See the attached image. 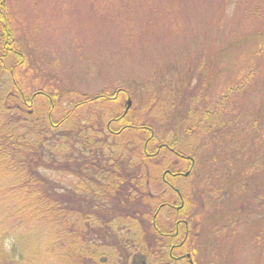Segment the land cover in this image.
I'll use <instances>...</instances> for the list:
<instances>
[{
	"label": "trees",
	"instance_id": "obj_1",
	"mask_svg": "<svg viewBox=\"0 0 264 264\" xmlns=\"http://www.w3.org/2000/svg\"><path fill=\"white\" fill-rule=\"evenodd\" d=\"M256 35L254 38L246 32L239 34L235 42L220 47L219 54L229 58L228 47L231 46L240 52L244 47L245 54L248 45L253 43L256 45L254 54L264 58V29ZM214 53V59L207 60L205 67L215 65L217 56ZM25 58L15 36L7 1L0 0V197H5V200L0 198V236L3 233L1 217L8 211L11 220L20 226L16 227L19 232L16 237L23 243L18 248L15 240L11 252H8L5 239L11 237V233L2 236L0 264H134L132 258L137 254L146 255L147 264H154L156 257L165 258L164 247L169 241L162 238L153 225L158 221L162 225L159 229L169 233L174 229L177 216L188 220L192 242L199 241L205 253L214 258V264H223L221 260L228 264L233 247L226 242L223 247L217 246L218 242L212 237L217 235L220 238L224 230L239 229L240 212L248 218L244 221L246 227L254 218L245 216L248 211L252 216L262 209L255 217L264 216V142L262 145L252 144L258 128L264 126V99L260 98L254 106H244V122L240 130L233 129L226 134L224 126L217 129L205 144L200 141L206 139V131L196 135L197 141L188 146L194 156L184 155L195 160L192 178L201 175L202 171L206 183L200 187L199 176L188 181L182 189L185 206L176 215L171 205L180 202L178 196L172 202L174 194L169 192L162 178L155 177L156 183L152 181L151 167L162 174L166 163H173L176 159L165 145L181 149L188 141L182 138L177 144L178 133H173V142L169 141L168 136L156 133L152 125L133 116L131 109L110 120L105 128L103 117L107 113L102 114L98 109L96 113L100 115L97 118L91 116L90 120L79 117L83 113L72 115L74 109H64V117L55 119L52 110L59 96L47 89L37 91L34 83L27 82L26 77L19 74L26 67ZM253 67L256 71V65ZM254 75L257 82L249 85L250 78H247L244 87L264 95V72L259 70ZM119 93L127 97L125 90L120 89ZM119 93L88 99L75 109L107 102L117 105L120 113V101L117 100L123 96ZM36 94L45 97L42 107H37L33 97ZM40 108L43 110L39 111ZM202 108L208 109L207 104L201 102ZM223 112L229 116L234 110L227 103ZM210 118L203 117L199 123ZM110 122L122 124L115 132L124 137L119 144L115 141L119 137L110 138L109 132L114 131ZM131 132V137H127ZM209 133L212 134L210 128ZM216 134L225 135V140L219 142V149H224L225 153L228 146L239 143L244 149V161L224 162L227 156L237 153L235 150L231 155L223 154L221 160L224 161L207 171L205 157L217 152L216 144L211 143L216 140ZM201 150L204 151L202 162ZM158 157L161 161H154ZM42 169L74 176L79 179V184L63 188L57 184L59 182L45 178ZM151 182L156 185L154 191L149 189ZM199 189H203L201 194L209 198L207 201L199 199ZM12 200L14 204H11ZM226 210L229 215L227 224L224 218L217 217ZM221 222L224 228L219 229ZM243 237L241 233L239 238L243 240ZM156 252L161 255L154 254Z\"/></svg>",
	"mask_w": 264,
	"mask_h": 264
},
{
	"label": "rangeland",
	"instance_id": "obj_2",
	"mask_svg": "<svg viewBox=\"0 0 264 264\" xmlns=\"http://www.w3.org/2000/svg\"><path fill=\"white\" fill-rule=\"evenodd\" d=\"M6 1L15 36L26 57V67L19 74H23L27 82L34 83L32 85L37 91L47 89L52 94L57 92L59 98L52 110L55 119L64 117V109H74L72 115L83 113L79 117L90 120L91 116L98 117V109L102 114L107 113L106 117L101 115L105 128L110 120L126 109L127 100L131 98L133 116L152 125L156 133L168 136L169 141L173 142V133H178L177 144L182 138L188 141L179 151L194 156L188 146L197 141L198 133L206 131V139L200 141L205 144L217 129L224 126L226 134L233 129L240 130L244 122V106H254L260 98L264 99L258 90L253 93L248 86L244 87L247 78H250L249 85L257 82L254 72H264V58H258L253 52L256 45H248L245 54L244 47L241 52L235 46L228 47L229 58L219 54V48L235 42L239 34L246 32V35L255 38L256 33L264 29V0ZM209 51L211 54H208ZM214 51L216 66L205 67L207 60L214 59ZM120 89L127 92V97L119 93ZM115 92L123 96L117 100L120 101V113L117 105L107 102L75 109L76 105L88 99ZM39 96L33 95L38 108L45 101V97ZM72 100L74 102L70 103ZM201 102L207 104L208 109H200ZM227 103L234 110L229 116L223 112ZM209 116L211 118L207 122L199 123L203 117L208 119ZM89 124L94 127L92 122ZM110 126L114 130L109 132L110 138L119 137L115 140L117 144L124 141L122 135L115 133L122 124L110 122ZM263 134L264 126H260L252 144L262 145ZM129 135L127 137H131L132 132ZM215 138L211 143L216 144L217 152L213 151L205 157L207 171L219 161H224L221 160L223 154L231 155L235 150L237 153L227 156L224 162L244 161V149L239 143L228 146L225 153L224 149H219V142L225 140V135L220 137L216 134ZM203 152L200 151L201 162ZM154 161L160 162L161 158ZM151 172L154 183L155 177L161 179V171L155 172L151 167ZM41 173L66 189L79 184L78 178L65 173L45 169ZM192 176L178 186L185 187L190 179L198 176L200 187L206 183L202 171L201 175ZM153 182L149 187L152 191L156 186ZM201 190L199 199L207 201L209 198L206 199ZM169 192L174 194L171 190ZM0 198L5 200V197ZM172 200H177L175 194ZM10 202L14 204L15 201ZM261 210L257 214H261ZM250 213L245 214L254 217L249 221L250 226L244 225L248 218L240 212L239 229L224 230L220 238L217 235L212 237L214 242H218L217 246L223 247L226 242L233 247L228 264H264V216L255 217L259 215L251 216ZM217 217L224 218L227 224V210ZM11 219V212L8 211L1 217L2 236L11 233V237L5 239L8 252H11L15 240L18 248L23 245L16 237H19L16 227L20 226ZM222 228L223 223L219 229ZM241 233L244 234L243 240L239 238ZM222 250L224 252L225 249ZM221 261L226 263V260Z\"/></svg>",
	"mask_w": 264,
	"mask_h": 264
},
{
	"label": "flooded vegetation",
	"instance_id": "obj_3",
	"mask_svg": "<svg viewBox=\"0 0 264 264\" xmlns=\"http://www.w3.org/2000/svg\"><path fill=\"white\" fill-rule=\"evenodd\" d=\"M165 148L172 156L176 157V159L173 163H166L163 167L161 178L166 187L177 195L180 200V202L171 205L173 212H176V215H178L185 206L182 194V189L184 187L180 188L178 185H180L179 183H182L183 181L186 182L193 175L195 160L185 156L181 151H178L179 149L177 147L169 148L165 145ZM154 219H156V215ZM176 219L177 222L173 226L174 229H172L169 233H163V231L159 229L162 225H160V222L155 221L153 225L155 231H157L160 235H162V238L167 239L169 242L164 247L166 249L165 258L156 257V259L153 260V263L214 264V258L210 257V254L205 253V249L199 245V241L194 243L192 242V235L188 220L181 217L178 218V216ZM154 254H157L158 256L161 255L160 252H156ZM132 261L134 264H147L148 257L143 254H137L133 256Z\"/></svg>",
	"mask_w": 264,
	"mask_h": 264
},
{
	"label": "water",
	"instance_id": "obj_4",
	"mask_svg": "<svg viewBox=\"0 0 264 264\" xmlns=\"http://www.w3.org/2000/svg\"><path fill=\"white\" fill-rule=\"evenodd\" d=\"M131 105H132V101H131V99H129L127 101V109H126V112H128V110L130 109Z\"/></svg>",
	"mask_w": 264,
	"mask_h": 264
}]
</instances>
